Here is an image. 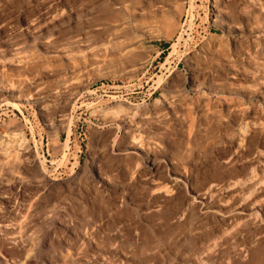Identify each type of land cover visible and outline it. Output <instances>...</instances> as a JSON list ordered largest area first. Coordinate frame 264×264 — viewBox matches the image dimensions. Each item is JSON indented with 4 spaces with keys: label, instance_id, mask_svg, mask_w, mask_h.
I'll use <instances>...</instances> for the list:
<instances>
[{
    "label": "rangeland",
    "instance_id": "374dc122",
    "mask_svg": "<svg viewBox=\"0 0 264 264\" xmlns=\"http://www.w3.org/2000/svg\"><path fill=\"white\" fill-rule=\"evenodd\" d=\"M213 1L0 0V264H264V0Z\"/></svg>",
    "mask_w": 264,
    "mask_h": 264
},
{
    "label": "crops",
    "instance_id": "0c3cea01",
    "mask_svg": "<svg viewBox=\"0 0 264 264\" xmlns=\"http://www.w3.org/2000/svg\"><path fill=\"white\" fill-rule=\"evenodd\" d=\"M174 21L176 23L175 17ZM165 16L163 14H156V15H148L145 18V21L143 23V26L149 30L155 31V37L156 40L158 41L156 43V46L158 48H162L164 50L166 44L174 37L175 32H176V27L173 28L170 32L167 31L164 26H165ZM157 35H159V38H157Z\"/></svg>",
    "mask_w": 264,
    "mask_h": 264
},
{
    "label": "bare ground",
    "instance_id": "6f19581e",
    "mask_svg": "<svg viewBox=\"0 0 264 264\" xmlns=\"http://www.w3.org/2000/svg\"><path fill=\"white\" fill-rule=\"evenodd\" d=\"M211 6H212V8H214V12H215L217 18H221V17L224 18L223 15L226 13V9L220 0H214L213 3L211 4ZM14 106H17V105L15 104ZM122 111H124L123 107H118L117 109H115L112 112V115L114 117H116L117 114L122 112ZM151 163L153 164V161H151ZM7 207H9V206H7Z\"/></svg>",
    "mask_w": 264,
    "mask_h": 264
},
{
    "label": "trees",
    "instance_id": "16d2710c",
    "mask_svg": "<svg viewBox=\"0 0 264 264\" xmlns=\"http://www.w3.org/2000/svg\"><path fill=\"white\" fill-rule=\"evenodd\" d=\"M166 47H167V45H166Z\"/></svg>",
    "mask_w": 264,
    "mask_h": 264
}]
</instances>
